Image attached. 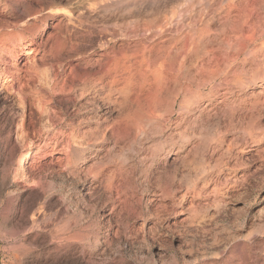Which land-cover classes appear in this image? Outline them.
<instances>
[{
	"label": "rangeland",
	"instance_id": "1",
	"mask_svg": "<svg viewBox=\"0 0 264 264\" xmlns=\"http://www.w3.org/2000/svg\"><path fill=\"white\" fill-rule=\"evenodd\" d=\"M225 1L42 0L7 18L39 21L0 47V264H264V83L233 85L256 71L264 0L229 28ZM154 56L197 65L181 82L137 71ZM115 58L133 66L100 73Z\"/></svg>",
	"mask_w": 264,
	"mask_h": 264
},
{
	"label": "bare ground",
	"instance_id": "2",
	"mask_svg": "<svg viewBox=\"0 0 264 264\" xmlns=\"http://www.w3.org/2000/svg\"><path fill=\"white\" fill-rule=\"evenodd\" d=\"M35 3H41L42 0H33ZM32 1V2H33ZM29 2V1H28ZM23 2L22 4H20L19 1L17 0H13V1H9V4L7 6H9L8 11L7 12H1L0 10V47L1 45L5 42L4 40H7L8 42L12 41V38L14 37H19L20 35H14L12 33V31L15 28H18L20 26H26L27 28H35L36 24L35 22H37V20L39 21L38 17L35 18V22L33 23H23L22 25L19 24H14L13 22H9V16L13 15L15 13L16 8L19 9V14L17 15V17H27V15H29V11L32 10L33 5L29 2L28 3ZM48 3V2H47ZM7 4V3H6ZM42 6V4H39ZM243 5V0H227L225 1L224 4H221L219 7L212 9V7L210 9H212V11L217 12L218 10L222 9L223 12L225 13V19H224V24L228 26H230V24L232 23V26L235 25L234 24V20L232 17V10L234 9H238L239 7H241ZM35 6V5H34ZM46 6V5H45ZM40 7V6H39ZM42 9V7H40ZM34 9V8H33ZM38 9V8H37ZM45 8H43L44 10ZM221 10V11H222ZM4 11V10H3ZM42 12V11H41ZM40 12V13H41ZM48 12V11H47ZM38 13V12H37ZM37 16V15H36ZM241 16V15H240ZM25 17V18H26ZM40 17V16H39ZM8 18V19H7ZM245 19V18H244ZM247 19V18H246ZM233 20V21H232ZM143 22V21H141ZM147 24H149L148 22H146ZM45 24V22H44ZM138 24H142L139 23ZM144 22H143V26H144ZM146 24V25H147ZM136 25V24H135ZM134 25V26H135ZM145 25V26H146ZM141 26V28L143 27ZM144 26V27H145ZM150 26V25H148ZM147 26V27H148ZM24 27V28H26ZM140 27V26H139ZM205 27V26H204ZM151 28V27H150ZM206 28V27H205ZM8 29V32H3V30ZM149 29V27H148ZM136 30V29H134ZM141 30V29H140ZM146 30V28L144 29ZM203 30V29H202ZM201 30V31H202ZM27 31V30H25ZM142 31V30H141ZM79 37V36H78ZM99 37V36H98ZM212 38V37H211ZM209 38V40H213L214 38ZM99 40V39H98ZM91 42V41H90ZM145 46V45H144ZM143 45L140 46L141 48L144 47ZM138 47V46H137ZM146 47V46H145ZM249 49V55L250 57L249 62L252 64L253 69L256 68V71L254 72L253 76L250 78H247L245 76H239L233 83V85L236 87L237 85H242L243 83L245 84L246 82V86L249 87H253V86H257L258 84H262L264 83V27L260 30L259 34L254 37L251 38L249 40L248 46ZM140 48V49H141ZM231 50V47H229ZM143 49V48H142ZM145 49V48H144ZM154 51V50H153ZM197 56H192L190 58H185V59H177V58H172L166 61H163L162 63L158 61V58L156 56L154 57H149L147 59H140L137 60L136 63V69L137 71H143L145 69H153V68H159L164 67L166 70L170 71L171 73H173L178 79L179 82H181V79L187 75V73H189V71L195 67L197 65V60H196ZM116 66H120L122 69H124L125 71H129L133 64H127V62H119V59L115 58V59H109L107 60L104 65L102 66L103 69L100 70V73H105V72H109L112 68L116 67ZM99 72V71H97ZM212 72V71H211ZM216 73V72H215ZM112 74V73H110ZM212 77H214V75H212ZM175 79V83H174V87L179 85L178 79ZM246 79L247 81L243 80ZM256 84V85H255ZM223 83L222 82H218L217 84H213L210 87L211 93L212 95H216L218 94L219 90L222 88ZM231 85V84H230ZM260 86V85H259ZM12 87V85H11ZM10 87V88H11ZM13 89V88H12ZM14 90V89H13ZM19 96L23 94L22 90H17ZM22 92V93H21ZM261 95V94H260ZM24 96V95H23ZM258 96V95H257ZM22 97V96H21ZM259 99V98H258ZM257 99V100H258ZM263 99V98H262ZM21 101V100H20ZM25 102V101H24ZM23 102V104H24ZM252 102V101H251ZM110 103V100L109 102ZM189 103V102H188ZM193 103V102H192ZM191 104V103H190ZM190 107V105H187ZM188 109V108H187ZM189 111V110H187ZM187 113V112H186ZM234 112H232L231 114H234ZM156 122H157V126H160L162 124V120L160 119V117L157 115L156 116ZM124 127L125 129L129 132V134L132 136V142L131 144L133 146L141 147L142 146V141L145 139V135H146V131L144 130V121L141 119H137L136 117H130L129 114L126 115V118L124 120ZM29 157L26 156L23 159V162H21L23 165H26L27 159ZM194 163V165H193ZM196 166H198V164L196 162H191V161H185L184 163H181L180 166L178 167H174L172 174L169 177L164 178V181L167 184H171L175 178H176V174L179 171L180 168H182L184 171H188L189 173H191ZM182 170V172H183ZM197 170V169H196ZM193 174V172H192ZM183 194V193H182ZM184 196V195H183ZM179 199V198H178ZM186 200V199H185ZM183 197L181 196V199L178 200L179 204L183 203Z\"/></svg>",
	"mask_w": 264,
	"mask_h": 264
}]
</instances>
